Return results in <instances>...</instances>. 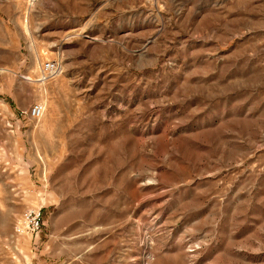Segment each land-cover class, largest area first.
I'll return each instance as SVG.
<instances>
[{
    "label": "rangeland",
    "instance_id": "1",
    "mask_svg": "<svg viewBox=\"0 0 264 264\" xmlns=\"http://www.w3.org/2000/svg\"><path fill=\"white\" fill-rule=\"evenodd\" d=\"M0 264H264V0H0Z\"/></svg>",
    "mask_w": 264,
    "mask_h": 264
},
{
    "label": "built area",
    "instance_id": "2",
    "mask_svg": "<svg viewBox=\"0 0 264 264\" xmlns=\"http://www.w3.org/2000/svg\"><path fill=\"white\" fill-rule=\"evenodd\" d=\"M42 78L45 80L52 79V77L59 75L61 72V63L56 60L44 62L42 65ZM44 109L41 104H33L27 111V115L30 119H39L43 114ZM42 213L40 208L28 209L24 216L22 225L16 227V233H38L41 227Z\"/></svg>",
    "mask_w": 264,
    "mask_h": 264
},
{
    "label": "bare ground",
    "instance_id": "3",
    "mask_svg": "<svg viewBox=\"0 0 264 264\" xmlns=\"http://www.w3.org/2000/svg\"><path fill=\"white\" fill-rule=\"evenodd\" d=\"M46 62H47V61H46ZM60 73H61V72H60ZM60 73H59V74H60ZM54 77H55V76H54ZM54 77H52V78H54ZM37 104H39V103H37ZM41 105H42V104H41ZM42 106H43V105H42ZM43 109H44V107H43ZM43 113H44V112H43ZM42 115H43V114H42ZM42 115H41V116H42Z\"/></svg>",
    "mask_w": 264,
    "mask_h": 264
}]
</instances>
